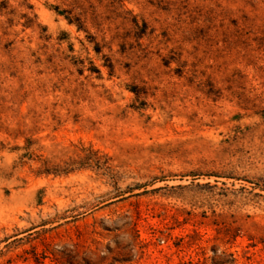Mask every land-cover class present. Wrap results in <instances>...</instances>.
Instances as JSON below:
<instances>
[{"label": "rangeland", "instance_id": "obj_1", "mask_svg": "<svg viewBox=\"0 0 264 264\" xmlns=\"http://www.w3.org/2000/svg\"><path fill=\"white\" fill-rule=\"evenodd\" d=\"M0 264H264V0H0Z\"/></svg>", "mask_w": 264, "mask_h": 264}, {"label": "trees", "instance_id": "obj_2", "mask_svg": "<svg viewBox=\"0 0 264 264\" xmlns=\"http://www.w3.org/2000/svg\"><path fill=\"white\" fill-rule=\"evenodd\" d=\"M68 21H69L70 23H72L70 19H68Z\"/></svg>", "mask_w": 264, "mask_h": 264}]
</instances>
